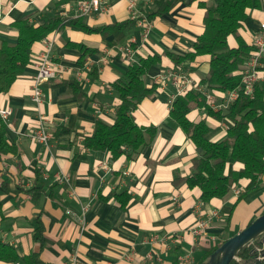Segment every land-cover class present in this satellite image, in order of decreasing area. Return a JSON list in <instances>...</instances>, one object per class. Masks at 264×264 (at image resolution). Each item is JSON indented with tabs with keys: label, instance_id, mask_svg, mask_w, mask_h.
<instances>
[{
	"label": "crops",
	"instance_id": "obj_1",
	"mask_svg": "<svg viewBox=\"0 0 264 264\" xmlns=\"http://www.w3.org/2000/svg\"><path fill=\"white\" fill-rule=\"evenodd\" d=\"M81 1L0 0V48L17 43L18 19H27L35 27L58 16L79 19L75 13ZM158 1L150 13L158 9ZM167 1L176 5L152 20L147 41L135 22L117 40L113 34L105 37L70 26L50 33L46 38L54 41L53 57L63 73L43 87L41 105L32 102L31 94L36 74L33 60L43 51V40L34 44L25 74L8 93L0 94V108L12 110L4 122L0 120V127L2 122L9 144L16 149L0 154V264H68L75 253L80 264H184L187 255L189 264H199L214 245L213 238L217 243L226 241L264 213V176L256 192L244 194L247 181L242 180L235 188L240 195L234 190L209 202L202 201L198 187L185 183L199 151L171 116L172 86H158L134 113L140 126H154L157 132L133 158L112 160L109 153L84 146L97 120L115 122L121 101L113 85L132 66L119 47L136 50V61L156 59L144 76L148 87L156 84L154 76L181 68L197 85L192 90L207 92L201 81L209 73L210 56L183 61L181 66L170 56L193 51L204 32L205 9L200 3L207 0ZM108 3V11L81 18L83 22L92 28L132 22L126 0ZM263 20L261 0L259 9L248 11L240 31L250 47ZM228 43L238 46L233 36ZM261 77L264 83V71ZM216 94L221 102L223 92ZM41 118L52 134L48 146L30 138ZM189 118L196 123L206 119L213 142L226 136L227 126L207 118L204 109H194ZM242 167L229 165L227 173ZM60 175H69V184L58 182ZM40 187L37 200L26 193ZM84 207H88L85 213ZM211 216L207 234L197 239L192 231L198 219ZM38 220L44 228L43 242L34 238ZM128 251L133 253V263L126 258Z\"/></svg>",
	"mask_w": 264,
	"mask_h": 264
},
{
	"label": "trees",
	"instance_id": "obj_2",
	"mask_svg": "<svg viewBox=\"0 0 264 264\" xmlns=\"http://www.w3.org/2000/svg\"><path fill=\"white\" fill-rule=\"evenodd\" d=\"M175 5L174 1L160 0L157 2L158 9L154 8L148 17L154 20L158 14L171 10ZM200 5L205 9L203 34L199 36L192 52L184 56H170L176 66H181L186 60L194 61L201 56H210L209 73L201 84L211 91L234 90L241 83L243 67L253 51V47L241 38L240 31L248 11L259 9L261 0H207ZM132 23L134 24V21L92 28L81 18L58 16L35 27L27 19H18L15 23L19 30L17 43L14 46L4 43L0 48V94L8 93L16 80L25 74L32 63L34 44L45 39L53 31L70 26L88 33H100L105 37L113 34L117 40ZM231 36L238 41L237 47H230L228 40ZM137 61L129 68L124 78L113 85L121 101L115 122L109 125L97 120L93 133L84 138L86 148L109 153L112 160L123 156L133 158L151 144L156 136V127L140 126L134 116L141 103L159 86L154 83L148 87L144 81V76L156 63V59L141 58ZM194 109H204L207 118L224 123L227 126L226 136L220 141H211L209 135L212 128L207 120L198 123L190 120L189 114ZM171 116L199 151L192 161V175L185 179V183L191 188L198 187L201 190L202 201L225 198L242 180L247 181L244 194L260 189L264 176V83H257L253 98L241 95L226 110L217 112L208 106L205 93L190 90L175 100ZM9 152L15 153L16 149L9 144L5 126L1 122L0 154ZM235 163H240L243 167L228 174V166ZM26 193L37 200L42 194V187L30 189ZM122 195H118V198ZM34 238L39 242L44 240V228L39 220L36 222ZM224 242L225 240L207 249L204 260L199 264L206 261ZM255 242L245 246L238 253L240 263L234 260L231 264L254 262L261 248L264 254V236ZM258 243L260 247L257 246ZM35 257L37 258V255L31 258Z\"/></svg>",
	"mask_w": 264,
	"mask_h": 264
},
{
	"label": "built area",
	"instance_id": "obj_3",
	"mask_svg": "<svg viewBox=\"0 0 264 264\" xmlns=\"http://www.w3.org/2000/svg\"><path fill=\"white\" fill-rule=\"evenodd\" d=\"M128 3V11L130 14V20L134 21L142 29V38L144 41H147L150 37V33L153 26V21L149 19L148 15L150 14V8L153 7L155 0H126ZM109 9L108 0H84L81 1L76 9L75 16L77 18L89 17L95 14H101ZM1 22V19H0ZM43 51L33 60V65L36 69V74L33 80L31 100L36 105H41L44 101V89L43 87L59 78L63 73L61 66L56 63L53 57L54 41L45 38L43 39ZM253 51L246 61L243 70H242V79L240 85L231 91L223 92L221 97V102H218L216 97V91H211L207 89L206 100L208 106L214 111L226 110L233 102L240 98L241 95L248 96L253 98L255 87L257 83L262 80V68H264V20L261 22L260 29L253 36L252 43ZM119 52L125 54L128 58L130 65L136 63V50L131 46L128 47H119ZM153 81L156 82L162 89L172 86L175 90L171 103H174L175 100L182 95H185L188 91L194 89V81L191 77L183 72L181 68L166 70L153 77ZM12 114L11 109L0 108V120L5 121ZM30 138L36 143L48 146L52 138V134L45 125V121L41 118L39 122V127L35 133L30 135ZM57 181L60 183L69 184L70 177L69 175H60L57 178ZM235 190L236 195H240V190ZM88 207L83 208V213L87 211ZM217 217V214L213 215ZM210 221H212V216L209 219H198L195 227L193 228V234L195 237L201 238L205 236L208 228L210 227ZM213 246L217 245V239H212ZM262 249V248H261ZM126 258L131 263L133 260V253L128 251L125 253ZM151 258V256H149ZM184 264H189L191 262V256L187 255L182 258ZM19 264V263H16ZM68 264H80L79 255L75 253Z\"/></svg>",
	"mask_w": 264,
	"mask_h": 264
},
{
	"label": "water",
	"instance_id": "obj_4",
	"mask_svg": "<svg viewBox=\"0 0 264 264\" xmlns=\"http://www.w3.org/2000/svg\"><path fill=\"white\" fill-rule=\"evenodd\" d=\"M264 236V213L257 217L245 229L227 239L209 258L202 264H231L236 260L238 253L248 245ZM263 249V248H262ZM259 249V255L254 262H245L241 264H264V254Z\"/></svg>",
	"mask_w": 264,
	"mask_h": 264
},
{
	"label": "rangeland",
	"instance_id": "obj_5",
	"mask_svg": "<svg viewBox=\"0 0 264 264\" xmlns=\"http://www.w3.org/2000/svg\"><path fill=\"white\" fill-rule=\"evenodd\" d=\"M259 240V239H258ZM258 247H260L261 245H259V243L257 244Z\"/></svg>",
	"mask_w": 264,
	"mask_h": 264
}]
</instances>
